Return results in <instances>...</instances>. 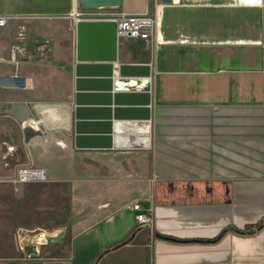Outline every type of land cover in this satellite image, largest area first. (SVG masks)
Masks as SVG:
<instances>
[{"label": "crops", "instance_id": "crops-1", "mask_svg": "<svg viewBox=\"0 0 264 264\" xmlns=\"http://www.w3.org/2000/svg\"><path fill=\"white\" fill-rule=\"evenodd\" d=\"M106 8L0 0V49L6 36L12 47L0 61L15 65L0 75L30 78L0 87L21 92L0 98L3 138L42 180L68 183L70 215L39 249L16 235L0 264H264V0ZM123 11L157 16L156 34L118 36L115 60L79 49L77 20ZM23 26L48 49L21 48ZM136 202L152 225H138Z\"/></svg>", "mask_w": 264, "mask_h": 264}, {"label": "rangeland", "instance_id": "rangeland-1", "mask_svg": "<svg viewBox=\"0 0 264 264\" xmlns=\"http://www.w3.org/2000/svg\"><path fill=\"white\" fill-rule=\"evenodd\" d=\"M80 8L83 9L81 5ZM104 8L96 9L99 15L112 14L111 9ZM6 37L2 39L6 46L0 51L10 57L12 47H7L9 43L6 42L8 40ZM21 39L30 42L32 49H38V51L49 47L44 35L35 29L31 30L24 26L20 28L17 41L20 47L25 49L26 46L20 44ZM14 67V63L10 61H0V71L11 72ZM20 93L19 90L0 88V98L11 97ZM3 124L4 118L0 116V252L4 255H10L17 252L15 240L19 229L51 231L55 230L54 228H62L68 225L70 216L69 186L65 182L47 180L14 183L12 181L13 175L24 164L18 151L9 152L10 147L6 145L2 134ZM58 246L62 251L64 243L61 242Z\"/></svg>", "mask_w": 264, "mask_h": 264}, {"label": "built area", "instance_id": "built-area-1", "mask_svg": "<svg viewBox=\"0 0 264 264\" xmlns=\"http://www.w3.org/2000/svg\"><path fill=\"white\" fill-rule=\"evenodd\" d=\"M104 8V7H103ZM80 18V17H78ZM117 22V31L119 37H141L149 39L156 34L158 27L157 16L149 13H127L125 11L112 17ZM7 16L0 14V28L6 26ZM16 51L12 52V58L15 60ZM3 76L0 75V87H7L12 89L24 90L30 87V78L20 73H13L2 80ZM45 179V172L43 169H39L30 165L20 166L16 173L12 177L14 183H23L32 180ZM138 211L136 214L137 223L141 225H152L154 222L152 211H145L141 209L139 202L134 205ZM50 232L38 229V230H25L20 229L17 233V242L21 250L25 251L28 246H35L37 249L42 244L48 242ZM40 254V253H39Z\"/></svg>", "mask_w": 264, "mask_h": 264}, {"label": "water", "instance_id": "water-1", "mask_svg": "<svg viewBox=\"0 0 264 264\" xmlns=\"http://www.w3.org/2000/svg\"><path fill=\"white\" fill-rule=\"evenodd\" d=\"M85 9L119 6L123 0H78ZM79 49H109L115 60L118 49L117 22L110 18H80L77 20ZM107 54V52H106ZM107 54V55H108ZM11 105L0 103V114L10 113ZM22 109V107H19ZM25 107H23V110ZM28 116V113L26 114Z\"/></svg>", "mask_w": 264, "mask_h": 264}, {"label": "trees", "instance_id": "trees-1", "mask_svg": "<svg viewBox=\"0 0 264 264\" xmlns=\"http://www.w3.org/2000/svg\"><path fill=\"white\" fill-rule=\"evenodd\" d=\"M263 222H264V221H262V222L259 224V226L262 225ZM129 240H130V236L127 237L126 239H124L123 241H121L120 243H118V244H116V245H114V246H112V247H109V248L105 249L104 251H102V252L98 255V257H101V256H103L105 253H107L108 251H110V250H112V249H114V248H117V247H119V246H121V245L127 243Z\"/></svg>", "mask_w": 264, "mask_h": 264}]
</instances>
